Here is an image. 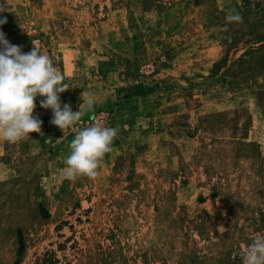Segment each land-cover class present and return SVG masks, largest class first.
Returning <instances> with one entry per match:
<instances>
[{"label":"rangeland","instance_id":"1","mask_svg":"<svg viewBox=\"0 0 264 264\" xmlns=\"http://www.w3.org/2000/svg\"><path fill=\"white\" fill-rule=\"evenodd\" d=\"M0 10L9 43L54 59L70 87L62 107L95 97L65 134L41 107L42 135L0 142V264H242L239 252L264 235V0H0ZM144 15L148 33L190 42L176 73L197 86L189 117L164 120L162 135L137 116L161 103L155 91L108 107L122 75L100 77V54L142 30ZM157 56L143 66L151 82L154 63L164 68ZM97 115L118 129L122 151L104 157L111 165L96 180L68 181L70 142Z\"/></svg>","mask_w":264,"mask_h":264},{"label":"clouds","instance_id":"2","mask_svg":"<svg viewBox=\"0 0 264 264\" xmlns=\"http://www.w3.org/2000/svg\"><path fill=\"white\" fill-rule=\"evenodd\" d=\"M228 19L242 22L238 14ZM6 23V19H0V25ZM32 44L31 51L22 52L20 46L9 43L0 31V142L15 144L31 139V133L42 135V121L33 115L37 97H42L40 107L51 109V124L64 134L81 121L85 114L82 105L90 111L95 104L93 95L82 93L79 111L73 112L68 104L62 107L60 94L70 87L54 59ZM117 135L115 128L100 123L76 129L69 145L70 153L64 160L62 177L68 181L81 177L96 180ZM239 255L242 264H264V235L254 236Z\"/></svg>","mask_w":264,"mask_h":264},{"label":"crops","instance_id":"3","mask_svg":"<svg viewBox=\"0 0 264 264\" xmlns=\"http://www.w3.org/2000/svg\"><path fill=\"white\" fill-rule=\"evenodd\" d=\"M142 22L144 24L146 23L145 27L138 33L131 32L128 33V36L126 35L127 37L124 36L122 38V42L119 43V47H111L110 53H108L110 55L105 56L104 52V54H102L103 56L100 54V59L98 60V62L100 61V77L105 79V76L109 74H120L119 76L122 75V78L120 79L121 85L118 83L109 84L106 89L109 94L107 101L110 105H108V107H116V109L120 108L126 101L137 96L141 97V101L145 102L146 97H148L151 92L155 91V99L157 101L161 100V103L152 109L153 113L151 114L145 111L146 106L145 104H142L144 111H139L137 116L142 117L140 122H143L144 128H146L145 126H149L151 128L155 127V134L162 135L166 132V130L163 131L164 120H166L165 127L171 128L175 126V120L179 118H188L190 115L189 112L192 111L187 108V105H185L184 102H186L185 98L189 92L197 87L195 86L196 82H193L194 79L191 78L189 79L183 76L180 78L178 77V73H176V70L180 69L179 64L183 59V54L188 52V48L186 47H189L190 42L181 43V41H179V43H181L180 45L168 44V41L164 40V38L167 36L171 37L170 34L173 32L166 33L162 31L161 35H153L152 33H148L146 29V26L148 23H151L152 20H145L144 15ZM156 22H162V25L166 24L169 29L172 24V20L170 18L168 19L164 16L161 17V15L157 16ZM188 41L190 40L188 39ZM153 53L154 55H158L156 61L157 63H161L164 68L159 70V67H156L157 64L155 65L154 63L155 71L153 77L158 79H153L151 82L147 78L149 72H146L143 66L145 63L152 60L147 56ZM114 56H117L119 59ZM168 58L174 60L172 66H166L165 62ZM72 64L73 63L68 60L65 63L66 74H69L68 68L70 70L73 68ZM108 65H111L112 67H109ZM125 75L127 77H123ZM137 75H139V78H137ZM41 99L42 97L36 98L37 107L35 112H38L41 109L40 104L38 103ZM171 103H174L175 105H168ZM176 104L178 105L176 106ZM183 105L185 106L183 107ZM129 107L131 108V106ZM78 108H80V106H78ZM86 114L91 115V110L89 111L87 109ZM90 115H88V117ZM134 122L135 120H130L131 125L134 124ZM159 127H161V129H159ZM151 132H153V130H151ZM146 133H150V131ZM121 142L122 141H120L117 135L113 141V150L111 153L105 155L106 159H111L122 151ZM103 162L104 164H102V167L106 166V172L109 165H111V162H107L106 160H103Z\"/></svg>","mask_w":264,"mask_h":264},{"label":"built area","instance_id":"4","mask_svg":"<svg viewBox=\"0 0 264 264\" xmlns=\"http://www.w3.org/2000/svg\"><path fill=\"white\" fill-rule=\"evenodd\" d=\"M104 121V118H103V116L102 115H97L94 119H93V123L95 122V123H102Z\"/></svg>","mask_w":264,"mask_h":264},{"label":"trees","instance_id":"5","mask_svg":"<svg viewBox=\"0 0 264 264\" xmlns=\"http://www.w3.org/2000/svg\"><path fill=\"white\" fill-rule=\"evenodd\" d=\"M263 39H264V35H263Z\"/></svg>","mask_w":264,"mask_h":264}]
</instances>
